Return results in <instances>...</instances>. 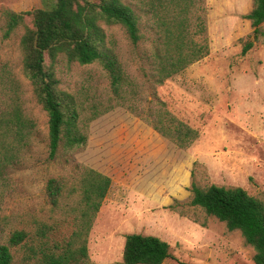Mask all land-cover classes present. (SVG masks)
Wrapping results in <instances>:
<instances>
[{"label": "rangeland", "instance_id": "374dc122", "mask_svg": "<svg viewBox=\"0 0 264 264\" xmlns=\"http://www.w3.org/2000/svg\"><path fill=\"white\" fill-rule=\"evenodd\" d=\"M122 1L141 16L140 44L134 45L120 25L104 27L134 82L131 87L140 93L137 109L157 107L158 97L167 109L199 131V138L180 152L182 186L169 184L172 166L178 171L179 150L172 144L175 151L163 155L159 172L168 186L156 189L144 179L156 173L144 170L148 163L143 157L134 162L135 135L132 123L127 126L131 118L120 106L91 122V144L84 150L66 154L60 149L54 160L48 159V115L34 99L22 69L19 43L23 30L6 37L2 10L24 12L47 7L55 0H0V87H20L27 110L39 122V132L22 164L9 171L11 190L0 193V242L12 228L34 229L35 219L52 220L46 182L70 172L72 161L78 160L113 177V186L90 232V260L84 264H124L125 236L129 233L167 241L172 256L163 264H255V249L239 230H230L226 223L189 205L193 180L202 187L241 186L264 200V26L254 40L246 18L252 0ZM178 16L184 19L182 27L191 45H204V50L207 45L209 50L210 44V53L153 88L144 77L150 63L147 55ZM250 40L254 46L243 54V45ZM57 73L61 87L75 93L81 102H86L89 94L110 92L109 76L99 63L68 64L62 60ZM141 133L143 139L148 134L150 140L163 139L148 127ZM144 146L143 142V151ZM193 170L194 176L187 179ZM175 199L181 204L172 209L169 206ZM72 230L69 219L53 237L61 239ZM14 253L15 264H23L25 249L16 248Z\"/></svg>", "mask_w": 264, "mask_h": 264}, {"label": "trees", "instance_id": "16d2710c", "mask_svg": "<svg viewBox=\"0 0 264 264\" xmlns=\"http://www.w3.org/2000/svg\"><path fill=\"white\" fill-rule=\"evenodd\" d=\"M183 13L185 10H182ZM5 36L17 29L20 37L22 69L32 87L34 99L48 115V159L54 160L60 149L64 153L84 150L88 145L93 120L122 106L145 120L155 130L181 149H188L199 138V131L167 109L157 97V107L139 111L140 93L124 68L121 56L108 38L105 25H120L134 45L142 39L141 16L122 0H55L47 7L16 12L2 10ZM165 28L164 37L148 53L149 69L144 77L151 86L162 85L191 63L210 53L207 45H191L184 19ZM254 40L263 33L264 0H252L246 14ZM182 20V21H181ZM163 25H166L164 22ZM254 40L243 45L246 54ZM99 63L110 79V92L87 95L86 102L61 87L57 65ZM11 92H13L11 94ZM39 132L38 120L27 110L20 87H0V193L11 190L10 169L22 164ZM60 177L46 182V196L53 212L52 220L35 219L34 229L12 228L0 242V264H15L14 249L24 248L23 264H84L90 260L88 239L97 215L109 193L112 178L78 160ZM198 162H194V166ZM194 170L192 171V177ZM189 205L239 230L255 249V264H264V200L249 194L241 186L210 184L202 187L194 180L189 188ZM178 199L169 207L176 209ZM57 215H59L57 217ZM72 221L70 235L54 239L59 227ZM50 221V222H49ZM52 221V222H51ZM170 244L158 236L129 233L125 236L124 264H163L170 258Z\"/></svg>", "mask_w": 264, "mask_h": 264}, {"label": "crops", "instance_id": "0c3cea01", "mask_svg": "<svg viewBox=\"0 0 264 264\" xmlns=\"http://www.w3.org/2000/svg\"><path fill=\"white\" fill-rule=\"evenodd\" d=\"M120 107H122V106H120ZM124 109H126V108H124ZM127 112L131 118L130 122L127 123V126L129 125V123H132L130 126V129H131L132 133L135 135V137L133 138V143H132V147L134 150L133 156L135 158L134 162L138 163L139 162L138 158L143 157L144 162L148 163V166H146L144 170L156 173L155 176L150 175L149 177H146L144 179L145 180L147 179V182L153 183V187L156 189H164L165 187L168 186V184L165 182L166 181L165 177L161 178L159 175V172L163 168V163H162L163 155L165 153H168L169 151H175L170 145V144H172V146H174V148H177V150H179V153H178V171H176L175 166L173 165L172 170L170 169L171 174H170V179H169L170 183L169 184H170V186L178 185L179 187H181L182 186V179H181V174H180V162H181L180 161V155H181L180 152L182 149L179 146H177L174 142H172L171 140H169L168 138L163 136L161 133H159L157 130H155L145 120L136 116L135 114H133L129 110H127ZM146 127H148L149 129H152L156 134H158L163 139H160L158 141L157 140H150L149 134L147 135V137L145 139H143L141 130L145 129ZM95 134H96V131H94V136H95ZM143 142L145 144L144 151L142 150V143ZM90 144H91V138L88 139V145L87 146H89ZM82 163H84V162H82ZM84 164H86V163H84ZM86 165H88V164H86ZM88 166L95 168V169L103 172L104 174L110 176L112 178V185H111V188H112L113 177L110 174H108L106 171L99 169L95 166H91V165H88ZM177 172H178V175H176ZM191 175H192V173H189V174L187 173L186 178L189 179ZM111 188H110V190H111ZM110 190H109V192H110Z\"/></svg>", "mask_w": 264, "mask_h": 264}]
</instances>
